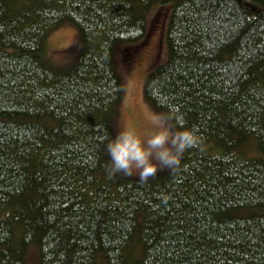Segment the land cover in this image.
<instances>
[{
    "label": "trees",
    "instance_id": "16d2710c",
    "mask_svg": "<svg viewBox=\"0 0 264 264\" xmlns=\"http://www.w3.org/2000/svg\"><path fill=\"white\" fill-rule=\"evenodd\" d=\"M145 101L200 144L146 183L108 178L114 50L167 4ZM0 0V264H264V0ZM79 33L66 68L49 33ZM169 195L167 203L159 198Z\"/></svg>",
    "mask_w": 264,
    "mask_h": 264
},
{
    "label": "rangeland",
    "instance_id": "374dc122",
    "mask_svg": "<svg viewBox=\"0 0 264 264\" xmlns=\"http://www.w3.org/2000/svg\"><path fill=\"white\" fill-rule=\"evenodd\" d=\"M246 6H254L250 0H239ZM170 1L167 4L154 5L149 12V31L143 42L131 49L130 45L116 46L115 64L118 74L125 85L124 96L116 107L112 120L114 136L125 123H132L139 128L147 126L146 116L149 112H161L149 105L143 94L144 82L156 66L163 64L168 57L165 40L166 26L170 14ZM46 39V58L55 67L66 68L79 55V33L74 26L65 24L49 33ZM1 49V47H0ZM167 172L160 171L157 174ZM137 178L135 176H131ZM38 251L32 245L26 255V264H37Z\"/></svg>",
    "mask_w": 264,
    "mask_h": 264
},
{
    "label": "clouds",
    "instance_id": "9594fccd",
    "mask_svg": "<svg viewBox=\"0 0 264 264\" xmlns=\"http://www.w3.org/2000/svg\"><path fill=\"white\" fill-rule=\"evenodd\" d=\"M174 118L171 111L149 112L146 127L132 123L120 127L105 145L107 177L135 176L146 183L160 171H177L186 149L200 144L201 138L194 127H185L182 121L174 126L170 123ZM159 198L166 204L170 197L162 193Z\"/></svg>",
    "mask_w": 264,
    "mask_h": 264
}]
</instances>
